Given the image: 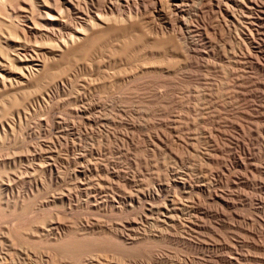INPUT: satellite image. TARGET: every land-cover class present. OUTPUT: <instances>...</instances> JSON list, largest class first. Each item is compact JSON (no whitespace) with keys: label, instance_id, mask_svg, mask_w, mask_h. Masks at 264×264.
Wrapping results in <instances>:
<instances>
[{"label":"rangeland","instance_id":"374dc122","mask_svg":"<svg viewBox=\"0 0 264 264\" xmlns=\"http://www.w3.org/2000/svg\"><path fill=\"white\" fill-rule=\"evenodd\" d=\"M0 1L1 20L9 10L22 23L20 0ZM195 2L187 29L147 20L175 29L161 49L143 34L116 56L121 43L107 37L24 102L23 91H0V260L31 263L32 247L67 263L117 254L132 264H264V48L249 47L246 22ZM7 25L0 60L16 66L15 44L27 39ZM254 40L264 47L262 29ZM47 225L74 231L62 244L34 240L30 230ZM166 229L177 239L133 247L114 235Z\"/></svg>","mask_w":264,"mask_h":264},{"label":"bare ground","instance_id":"6f19581e","mask_svg":"<svg viewBox=\"0 0 264 264\" xmlns=\"http://www.w3.org/2000/svg\"><path fill=\"white\" fill-rule=\"evenodd\" d=\"M16 1H19V0H16ZM190 1H192V0H36V2L39 3V4H37V3H35V0H20L19 4L22 6L21 10L24 13L23 17L25 18V19H22V23H21L20 19H19L20 22L17 20V18H18V17L16 18L17 15L16 16L14 15V17L16 19L13 16L11 17V14L7 13L9 10L6 12V15H5L6 18H3L4 20H1V18H0V23L6 24V25H7V23H9L7 25L8 26L7 30H9V28H10V30H9L10 32H8L10 34V37H13L15 35L16 37L14 39L23 40V38H25V41L27 39V42L15 44L16 45L15 46L16 51L15 50L14 51L16 52V55H14V57H12L13 55L12 56L9 55L12 52L9 54H6L7 49H6V51H2L3 55L5 53V56L9 55V57L11 56L13 58L10 60L14 61L16 63V66H13V64H14L13 62L11 63V65H9V64L4 63L5 59L0 60V91L8 92L6 94H9V92H10L11 95L13 92L17 94V93H19V91H21V92L23 91L24 94L22 95L20 93V95H22L21 100L23 99V102H24V99L28 98L29 95H32L33 93H36V92H40V90L44 87V85H46V84L48 85L49 82H53V81H55L56 78H59L60 72L61 71L63 72V70H62V69H64L63 66L66 64V62L69 60V58L73 57V59H74V57L80 56V55H83V57H86L87 55H89V53L92 52V50H94L96 48L95 46L98 43H100L102 40H104L107 37L118 38L119 43H121V44H118V48L113 49V54L116 56L118 54L121 55L120 53L127 52L126 51L127 49L129 51V47H132V45L134 44L135 38L136 37L138 38L140 35H142V38H143V34H146V36L144 35V37H147V36L152 37V42H149L146 44L147 48L149 47V49L150 48L151 49L152 48H160L161 49V47L163 45V44L160 45L161 42H163V41L169 42L170 39L172 40L171 35L173 33H171V32H173L172 29H174V28L171 29L170 34H168L166 32V30H164L165 27L162 26L163 24H161V23H160L161 25H157L154 28L153 27L147 28V25H146L147 20L160 19V21L163 22L164 25L165 24H171V26H173V27L176 26L175 28H177V26H179V27L184 26L187 29L190 27L189 23L187 22V19L189 17L188 14L191 13V11H190V13H188L189 9L187 8L188 2L190 3ZM197 2L198 3H196V2L195 3L200 5V11H201V9L203 10V8H207L210 12V10L212 11L213 8H217V10H219L220 12H224V15L226 17H228L229 19H231L230 23L231 22H237V23L246 22L248 24L247 26H249L248 32H250V36H249L250 46L249 47H251V49H253L257 54H259V52L263 51L262 50V48H264L263 45H261V43L255 42L254 35L259 34L261 29L264 32V0H197ZM2 4H5V2H3ZM8 4H9V2H8ZM8 4H7V6H9L8 8H13V7H11V5H8ZM20 5H18V6H20ZM5 7H6V5H5ZM17 8H19V7H17ZM238 8L240 9V14H239V12H237ZM221 15H222V13H221ZM5 16H3V17H5ZM190 21H193V20H190ZM224 21H226V19ZM196 22H197V20H196ZM255 22H261L262 28L252 27L253 25H255L254 24ZM231 24H233V23H231ZM153 26H155V25H153ZM243 28L245 29V26H243ZM180 29H182V28H180ZM194 29H195V27H194ZM192 30H193V28H192ZM174 31H175V29H174ZM180 31H183V30H180ZM193 31L199 32L200 30L196 29ZM230 31H231V29H230ZM186 32H187V30H186ZM202 32L206 35L209 33V32L207 33L206 29H203ZM6 34H5V36H6ZM11 35H13V36H11ZM21 35L23 38L17 39V37H19ZM210 38H212V37H210ZM31 39H34L33 41L35 43L34 42L31 43L30 42ZM185 40H186V38H185ZM191 40H192V38H191ZM248 45L249 44H246V47ZM186 46H188V45H184L183 47L185 48ZM142 48H144V47H142ZM0 49L3 50V48H1V47H0ZM186 49H188V47H186ZM190 49H192V47H190ZM248 50H250V49H248ZM252 51L250 53H252ZM124 55H125V53H124ZM0 56H1V54H0ZM260 56H261V54H260ZM257 57H255V58H257ZM76 59H77V57H76ZM76 61L79 62L78 60H76ZM181 61H183V60H181ZM185 61H186V59H185ZM8 62H9V60H8ZM107 72H108V70H107ZM45 88H47V86ZM26 89L29 91H27ZM24 90H26L27 92ZM16 94H14V97H12L13 100L10 101V102H12L11 103L12 106L17 105L20 102L19 96L17 97ZM3 106L6 108V105L3 104ZM11 108H13V107H11ZM9 112H11V111H9ZM6 114H7V111H6ZM76 188H77V186H76ZM216 195H217V193H216ZM138 197H140V196H138ZM98 201L100 202V200H98ZM50 221H52V220H50ZM53 221H54V219H53ZM44 227L45 226H43V228ZM54 227L55 226H53V228ZM67 227H69V226H67ZM71 230H69V228L67 229L66 227H60L59 229H57L55 231L54 229L49 227V229H46V233L45 232L44 233L39 232L38 228H34V229L32 228V230H30V232H31V236H33V238L34 237H36V238L39 237L40 239L43 238V240H45L47 243L49 242V243L53 244L52 242H54V241H56V242L60 241V243H61L66 238H68L66 236L69 235L68 231L70 232ZM164 230H162V231L160 230L158 234L141 232V233H138L135 235L129 234L128 236L124 237V236H120L119 233L116 234V232H114V235L116 236V238H118V240L122 239L121 241H123L125 244H128L129 246H133V247H135L136 245H138L140 243H144V242H148V241L151 242L153 240H155V241L156 240H162V241L168 240L169 241V240L177 239V237H175L176 234L175 235L173 233L171 234L169 232V229L168 230L166 229L167 231H164ZM72 231H74V230H72ZM82 231L83 230H81V233H82ZM84 231L85 232H83L82 234L86 233V230H84ZM10 232H11V229H10ZM10 232L8 231V234H9L8 237H10ZM76 234L77 233H75V235ZM105 234H106V232H105ZM12 236L13 235H11V237ZM31 236L29 238H31ZM70 236H72V235L70 234ZM11 237H10V239H12ZM73 237H74V235H73ZM83 237H84V235H83ZM34 240H35V238H34ZM31 241H33V240H31ZM11 245L13 246V243ZM14 246H16V245H14ZM19 246H20V244H19ZM31 249H32V247L31 248L29 247V249H26L25 252L23 250L24 254L33 255V257H31V258H33V260L31 258H29L32 260L31 263L25 262L24 258H23L22 260L24 262L22 260H21L22 262H20V261H15V259L14 260L6 259V260H0V264H132V262L130 263L129 261H128L129 263H126V261H124L125 259H123V258L119 259L120 257L118 258L116 256L117 254H115V255L112 254L111 258L110 257L107 258V256H106V258L104 256H103L104 258H101V257L98 258V256H96V255L94 256V254H91L92 256L87 254L88 256H84V258L81 257V259H78L76 261H72V263H70V262L67 263V262H63V261L61 262L60 260L58 261V259L56 260L55 257H57V256H55L53 251H51L50 249L46 250L47 249L46 248L45 249L46 251H41V252H38L35 249L34 250L33 249L31 250ZM7 250H8V248H7ZM41 250H42V248H41ZM9 253H10V251H9ZM35 256H39V259H38V257L35 258ZM100 256H101V254H100ZM0 257H2V256H0ZM118 259L121 261H119Z\"/></svg>","mask_w":264,"mask_h":264}]
</instances>
